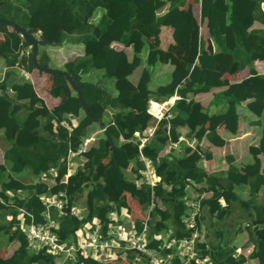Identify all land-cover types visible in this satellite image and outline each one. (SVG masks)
Listing matches in <instances>:
<instances>
[{
	"label": "trees",
	"instance_id": "trees-1",
	"mask_svg": "<svg viewBox=\"0 0 264 264\" xmlns=\"http://www.w3.org/2000/svg\"><path fill=\"white\" fill-rule=\"evenodd\" d=\"M262 3L263 0H0V18L12 20L26 30H39L59 47L65 43L83 48L95 44L89 55L69 54L60 69L72 78L78 76L73 82L82 92L87 112L68 82L60 77L55 78L52 94L65 100L48 110L30 81L8 86L14 67L21 66L27 73L36 69L24 39L0 23V69H5L0 79V133L7 144L2 158L7 170L15 176L27 171L38 177L54 169L51 184L38 180L17 188L8 185L6 167L0 166V235L11 234L14 229V236L8 242L17 243L8 257L1 256L0 248V264H55L56 259L45 251L29 250L24 234V225L43 221L44 206L40 201L43 195L55 196L65 191L70 205L75 204V196L86 195L87 210L80 222L68 214L59 221L56 233L66 242L73 241L74 232L92 218L103 225L106 233L111 222L110 202L120 208L127 206L123 201L130 198L144 211L149 203V184L136 186L124 176L130 165L131 177L144 166L138 146H132L131 141L135 133H141L152 122V116L147 113L150 102L162 103L174 94L179 99L170 108L171 117L157 123L153 137L140 149L160 178L154 192L164 208L161 214L153 212L150 235L168 228L175 230L176 238L189 235L183 232L181 223L186 212L181 200L189 188L195 187L200 195L210 194L201 200V208L208 207L215 220L223 221L228 217L227 207L239 201L236 187L247 185L251 196L262 192L258 201L240 202L250 208L255 220L245 228L246 246L254 241L253 249L246 255L238 253L223 260L208 249L205 240L199 248L202 254H211L214 264H248L250 260L264 264V124L260 125L262 143L249 148L252 163L240 169L232 168L226 174L207 173L201 167L199 152L187 145L183 147L184 158L173 153L162 154L165 145L178 142V128L186 127L195 131V135L196 131L204 133V138L217 146L224 142L216 134L217 125L233 120L244 101L252 100L250 108L256 115L264 111V73L256 69V63L264 65ZM195 5L197 18L192 12ZM165 28L171 31V39L163 46L161 32ZM205 39L211 41L214 50H207ZM115 45L131 47L132 59ZM40 49L45 60L38 58L39 63L47 64L46 48ZM92 70H102L104 80L93 84L79 80ZM135 70L139 80L133 84L127 81V76ZM241 70H247L249 77L234 83L235 73ZM152 79L156 85L149 87ZM160 79L163 84L159 83ZM108 80L113 82L114 95L105 86ZM212 90L217 91L212 97L220 110L215 113V121L202 129L203 125L197 126V121L206 122L211 114L195 98ZM107 113L110 120L104 123ZM68 116L78 119L73 124L67 122L69 135L66 130L59 131V126L58 135L54 134V124L64 122ZM99 122L105 128L103 136L73 158L79 164L77 172L66 177L69 150L77 153ZM40 127H45L47 132H39ZM105 134L111 138L113 148ZM223 176L228 180L224 187L220 184ZM14 206L24 208L28 216L23 217ZM126 208L132 212L129 205ZM136 226L140 231L142 225L138 222ZM159 242L154 240L148 247L153 248ZM133 255V251L126 253L129 259ZM63 264L100 263L78 256L75 263Z\"/></svg>",
	"mask_w": 264,
	"mask_h": 264
},
{
	"label": "built area",
	"instance_id": "built-area-1",
	"mask_svg": "<svg viewBox=\"0 0 264 264\" xmlns=\"http://www.w3.org/2000/svg\"><path fill=\"white\" fill-rule=\"evenodd\" d=\"M262 7L264 10V0ZM224 78L228 79L229 76H224ZM229 81L231 80L229 79ZM154 105L158 107V115H154L148 111L149 108L147 111L155 119V124L157 125L161 119L166 118V113L160 108L162 104L151 103L150 107ZM156 125L144 131L146 137H153ZM67 129V127L59 125V131H67ZM120 140L125 142L122 137ZM146 140L147 138L142 141V145ZM142 145H139L137 148L139 158L144 166L137 171L139 177L137 175L133 176V182L136 186L142 183H147L150 186L149 203L146 209H144L143 214H139V217H133L130 215L128 209H119L118 213L114 212L111 215L112 219L110 218L111 222L106 226V233L103 231V225L96 218H92L90 222L84 223L74 232L75 237L73 241L64 242L59 240L56 233L61 218L68 214L80 222L84 218V214L76 206L69 204L65 191L59 192L55 196L43 195L40 198L44 206L42 213L43 221L38 224L30 223L24 225L27 248L31 251H45L55 259L61 254H66L68 259H72L69 255L74 254L100 264L105 263L109 257L120 258L124 264H214L211 254H202L199 248V245L205 240V233L202 228L201 219L202 198L198 194L193 197L186 195L181 200L186 210L181 218V223L184 226L183 232L189 233L188 236L176 238L173 228H168L155 236L150 235L151 227L154 225L153 212L161 214L164 212V208L154 192V188L160 182V178L156 175L152 163L142 157L140 153ZM85 146L86 144H83L77 153L69 150V155L65 162L67 169L66 177L77 172L78 167L72 161V158L83 152V147ZM188 146L192 150H195L191 143ZM53 175L54 169H50L45 176L52 178ZM0 202L2 203V201ZM4 203L7 204L6 202ZM113 203L110 202L109 206L113 205ZM135 206L139 208V213L141 211L140 207ZM14 208L23 217L28 216L24 208L19 206H14ZM132 210L134 209L131 208ZM22 221L23 219H21ZM138 222L142 225L140 231L136 229V223ZM154 240L160 242L155 247L149 248L148 245ZM128 251L135 253L133 260H131L132 262L124 261L127 260L126 253Z\"/></svg>",
	"mask_w": 264,
	"mask_h": 264
},
{
	"label": "crops",
	"instance_id": "crops-1",
	"mask_svg": "<svg viewBox=\"0 0 264 264\" xmlns=\"http://www.w3.org/2000/svg\"><path fill=\"white\" fill-rule=\"evenodd\" d=\"M196 9H197V5L192 7V12H193V15L195 18H197V10ZM163 10H165V7L163 8ZM199 30H200L199 35H202L201 34V28H199ZM162 38H163V40H162ZM170 39H171V31L169 34L165 33L163 35V30H162L161 40L163 41L162 42L163 46H166L167 43L170 42ZM205 40H206L207 50L208 49L214 50V47H213L211 41L209 39H205ZM47 47H50L49 49L46 48L48 50V51H46V53H47L46 57H48V62H49V59L54 58V52L52 51V49H54V48H57V50H58V54L56 55L57 64L64 65L68 59L66 57L68 55V53L69 54L73 53V52H71V50H64V48H62V47L60 48L59 46L49 45ZM94 47H95V44L90 43V44H87L84 48L82 47L81 49L85 55H89ZM115 48L117 50L123 49L127 58L129 60L132 59L133 52H132L131 47L122 48L119 45H115ZM68 49H70V48H68ZM66 51H68V52H66ZM38 58L45 60V56L42 55L40 47H39L38 54H37V60H38ZM60 59H62L63 61L61 60L62 62H59ZM41 62H43V61H41ZM47 64L50 67V64L49 63H47ZM58 66L59 67H50V68L60 70L61 67H60V65H58ZM0 67H1V63H0ZM256 67H257L259 73H261V74L264 73V65L263 64L256 63ZM11 71L13 72V74L7 82L8 86H11L12 84L17 83V82L30 81L31 84L33 85L35 93L45 102V105L48 108V110H50L51 108H53V107H55V106H57L63 102V100H64L63 98H55L52 94V92L54 90V82H55V80H53L52 76H49V75L43 74V73L40 74L37 70L32 71L31 73H27L21 68V66H16L13 69H11ZM4 72H5V69H2L0 71V79H2ZM241 72H242V75H244L243 77H245V75L248 74L246 70H242ZM117 75H119V74H117ZM243 79L244 78H242V80ZM79 80L82 82V76L79 77ZM138 80H139V75H138L137 70H135L131 75L127 76V81L131 82L133 84H136L138 82ZM97 82H95V83H97ZM232 83L233 82H231L230 84H232ZM235 83H238V82H235ZM215 92H217V91L212 90L210 93L199 95L195 98L196 100L200 101L202 103L203 107L208 111V113L211 114V117L206 122H201V121H197L198 123L196 122L197 126H200V124L203 125L201 127L202 129L208 128L210 126V124H212L215 121V119L217 117V115L215 113H217V111L220 110V108L215 106L213 103L214 100H213L212 96H213V93H215ZM151 102H154V101H151ZM251 102H252V100H247V101H244L242 104H240L237 108V116L233 120H231L230 122H221L217 125L216 134L221 140L224 141L223 144L217 145V146L213 145L206 138H204L206 134L203 133L201 135L200 132L196 131V135H195V131L191 132L188 128L184 127V128H178L177 129L178 142L173 143V144L169 143L168 145H165L163 148L162 154L168 155V154L173 153L178 157L181 155V158H184L185 155H183V147H185L186 145H187V147H189L188 144L191 143L192 146L195 148V152L196 151L199 152V154L201 156V167L209 174H220V173L226 174L232 168L240 169V168H243L244 166H246L248 164H251L252 163V157L249 153V148L250 147H258V145H260L262 143L263 137H262V128L260 127V125L264 124V111L259 116L256 115L255 113H253V111L250 108ZM154 103H159V102H154ZM163 103H165V102H162L159 104H163ZM76 119L77 118H72V117L68 116V117H66V119H64V122H62V123L59 122V123L54 124V127H53L54 134L58 135L57 129H58L59 125H64L65 127H67L68 128L67 132H69V127L67 125V122H68V124H70V123L73 124L77 121ZM99 123H100L99 126H100L101 130L105 129L102 122H99ZM104 123H108V122H105V120H104ZM155 125H156L155 122L150 123V125H148L145 129H143V131L141 133H135L133 135V138L131 141L132 146H133V144L134 145L136 144L137 146L142 145V141L145 138H147V140L151 139L150 137H146L144 131L147 129L153 128ZM94 128H97V127L94 126ZM38 131L39 132H47L45 127H40L38 129ZM91 140H92V138H89L88 142H84V144H86V146L83 147L84 150L88 148V146H89L88 143H90ZM80 147H82V146H80ZM6 148H7V144L3 140L2 135L0 133V166L4 167V168L6 167V164L2 158V155H3V152L6 150ZM82 165H84V162H82ZM262 169L264 171V159L262 161ZM6 170H7V167H6ZM131 170L132 169H131V165H130L129 168L126 170V173H128L130 175ZM7 174H8V178H9L8 185H10V186L15 185L17 188H19V186H22V185H30V184H34V183L38 182V181L32 179L35 176H33L31 173H29L27 171H23L22 173H19L18 175L15 176L7 170ZM42 176H45V175L38 176L40 181H44L48 184L52 183V178L49 177L50 175L45 176L44 180L41 179ZM130 177H131V175H130ZM130 181L133 182V177H131ZM220 184L223 187L228 184L227 176L222 177ZM236 190L238 191L237 196L239 198L238 199L239 201H236V203H237L238 207L242 211H244V214L248 217V225H245V227H244V230H245V228L249 227L250 224H253L255 220H254L253 216L251 215L250 208L249 207H243L242 205H240V202L248 204V203H251L252 200L255 202V199L258 201V199L261 198V196H262V192H260L259 194L256 193L255 195L251 196L249 194V187L247 185L243 186L242 188H239V186H238V187H236ZM187 191H188L187 195L190 197H193L194 195L198 194L195 191V187H191ZM16 192L19 195H23V192L21 190L17 189ZM198 195H200V194H198ZM200 197L203 200V199L209 198L210 194H202V195H200ZM83 198L85 200L84 201L85 205L82 208L79 202ZM74 202H75L74 205H77V207L82 209V213L85 215L86 210H87L85 193L75 196ZM123 202L125 204H127V206L124 205V206L119 208L117 206V204H115V203H113V205H111V208H112L111 209V215L114 212L118 213V210L121 208L127 209L126 207H128V205H129L130 209L133 208L129 204L128 200H124ZM230 208H231V205H229L227 207L228 217L224 220H228L234 214H238L237 210H232L234 213L230 212ZM134 211H135V213L136 212L138 213L139 208H136V210H134ZM241 213H243V212H241ZM111 215H110V218H111ZM203 221L204 220H203V216H202V223H203ZM202 228H203V226H202ZM203 230H204V233L206 234V231L204 228H203ZM239 230H241V229H239ZM11 231H13V229ZM247 237H248V232H247ZM11 239L7 240V238H6V241H10ZM247 242H248V238H247V241L245 242V244ZM11 243H13V241H11ZM254 246H255V242L252 241L250 243V245H248L245 255L249 251H251ZM16 247H17V243H16V246L9 253L10 249H7L6 247L3 246L2 251H1V256L2 257L10 256ZM134 256L135 255H133L130 259H129V257L126 256L127 261L133 260ZM218 258H220L219 255H218ZM249 263L256 264V262L251 261V260L248 262V264Z\"/></svg>",
	"mask_w": 264,
	"mask_h": 264
},
{
	"label": "rangeland",
	"instance_id": "rangeland-1",
	"mask_svg": "<svg viewBox=\"0 0 264 264\" xmlns=\"http://www.w3.org/2000/svg\"><path fill=\"white\" fill-rule=\"evenodd\" d=\"M199 32H200V30H199ZM165 33L169 34L170 33L169 29H167V28L163 29V35ZM64 45L62 46V48H64V50H71V52H74L76 55H79V56L82 55V49H81L82 47L81 46L76 45V46H74L72 48V44L65 43ZM45 48L49 49L50 47L46 46ZM68 48H70V49H68ZM46 51H48V50L46 49ZM52 51L54 52V58L53 59H49L48 63L50 64V67H59L58 65H60V67L63 68L64 67L63 65L57 64V62H56V55L58 54L57 48L52 49ZM66 52H68V51H66ZM68 55H69V53H68ZM68 55L66 56L67 58H69ZM71 59H73V58L71 57L69 60H71ZM61 60L62 59H60L59 62L63 61V60L62 61ZM256 69H257V67H256ZM241 71H238L237 73H235L236 76H237L235 82L239 83V82L242 81V78L246 79V78L249 77V73H248L247 70L246 71H247L248 74H246L245 77H243L244 75H242ZM103 74H104V72L102 70H92V72H90V73H88L86 75H82V82H87V83H92L93 84V83H95V82H97L99 80H104V75ZM153 80L154 79L151 80L149 87L150 86L152 87V86L156 85L154 82H152ZM159 81H160L159 83H162V84L164 82L161 79ZM105 86L110 91L113 90V93H112L113 95L116 93L115 89H113L114 86H113V82L112 81L108 80L105 83ZM178 99H179V97L174 94L167 101H165V103L160 105V108L165 111L167 118L171 117L170 112H169L170 108L173 106L174 102L176 100H178ZM151 103H154V102H150V104ZM157 108H158L157 105H154L152 107H150V105H149V110L148 111H150L154 115H158L159 113L157 111ZM148 111H147V113H148ZM148 114L150 115V113H148ZM76 120H78V119H76ZM104 120H105V122H109V120H110L109 119V113H107V115L105 116ZM198 121H201V120H198ZM153 122H155L154 118L152 119L151 123H153ZM94 126L97 127L98 129L97 128H93L92 129L93 132H90L89 135H88L89 136L88 139L92 138V140L90 141L91 145L96 143V141L100 137L103 136V132H102L100 126L98 124H95ZM90 143H88V144H90ZM73 158H72V161H74ZM74 163H75V165H77V167L79 166V164L76 161H74ZM46 174H43V175H46ZM124 176H125L126 179L131 180V177H130V175L128 173L124 172ZM32 179H34L36 181L39 180L38 177H34ZM41 179L44 180L45 176H42ZM84 201L85 200L83 198L79 202L82 208L85 205ZM128 201H129V204L133 207V209L136 210V207H135V205L133 203V200L129 198ZM74 206L77 207V205H74ZM77 208L82 213V209H80L79 207H77ZM134 210H132V212H130V215H132L133 217H137L139 214H143V211H140L139 213H137V212L135 213ZM232 210H237L238 214H234L228 220L218 221V220H215L211 216V214H210V212L208 210V207L203 206L201 208V215L203 216V220H204L203 223H202V226H203V228L206 231V237H205L206 245H207L208 249L211 252H213L214 254L218 253L221 259H224V258H226L227 256H230V255H236L238 253L245 254L246 250H247V246H246L245 242L247 241L248 237H247V232L244 230V227H245V225H248V217L244 214V211H242L238 207L236 202L231 203L230 212L234 213ZM240 211L243 212V213H241ZM239 229H241V230H239ZM13 234H14V229H13V231H11V234L9 233V234H1L0 235V248L2 249V247L4 246L7 249H10L9 253L16 246V242L15 241H13V243L8 242V241H6V238H7V240L11 239L14 236ZM58 238H59V236H58ZM60 238H59V240H61ZM64 242H66V241H64ZM69 256L72 259H68L66 257V254H61L58 258H56L55 264L56 263L57 264L67 263V262H70V261L72 263L73 262L75 263L78 256L74 255V254H71ZM124 261H127V260H124ZM103 264H124V262L121 259H116V258H113V257H109V258L106 259V262L103 263ZM249 264H251V263H249Z\"/></svg>",
	"mask_w": 264,
	"mask_h": 264
},
{
	"label": "water",
	"instance_id": "water-1",
	"mask_svg": "<svg viewBox=\"0 0 264 264\" xmlns=\"http://www.w3.org/2000/svg\"><path fill=\"white\" fill-rule=\"evenodd\" d=\"M0 23L11 27L21 38L24 39L26 45L32 50L31 60L35 66V69L40 74L43 73V74L52 76L53 80H55L56 77L64 78L68 82L73 92L77 94L81 107L83 108L85 112H87L88 107H87L85 100L83 99L82 92L78 88L77 84L73 82V80L75 78H78V76H75L72 78L70 74L67 73L66 71L50 68L48 64L39 63V61L37 60V54H38L39 47H45L49 45L57 46V45L54 43H51L46 38H44L41 35L39 30H26L23 27L16 24L15 22H13L12 20H5L2 18H0ZM63 99L65 100V98ZM105 137L107 141L109 142L110 146L113 148L114 145H113L111 138L106 134H105Z\"/></svg>",
	"mask_w": 264,
	"mask_h": 264
},
{
	"label": "flooded vegetation",
	"instance_id": "flooded-vegetation-1",
	"mask_svg": "<svg viewBox=\"0 0 264 264\" xmlns=\"http://www.w3.org/2000/svg\"><path fill=\"white\" fill-rule=\"evenodd\" d=\"M28 51H29V52H30V51L32 52L31 48H28L27 52H28Z\"/></svg>",
	"mask_w": 264,
	"mask_h": 264
},
{
	"label": "clouds",
	"instance_id": "clouds-1",
	"mask_svg": "<svg viewBox=\"0 0 264 264\" xmlns=\"http://www.w3.org/2000/svg\"><path fill=\"white\" fill-rule=\"evenodd\" d=\"M104 131H105V130H104ZM104 131H102V132L104 133ZM85 141H88V139H87V140H85ZM85 141H84V142H85ZM84 142H83V143H84Z\"/></svg>",
	"mask_w": 264,
	"mask_h": 264
},
{
	"label": "bare ground",
	"instance_id": "bare-ground-1",
	"mask_svg": "<svg viewBox=\"0 0 264 264\" xmlns=\"http://www.w3.org/2000/svg\"><path fill=\"white\" fill-rule=\"evenodd\" d=\"M173 101V100H172Z\"/></svg>",
	"mask_w": 264,
	"mask_h": 264
}]
</instances>
